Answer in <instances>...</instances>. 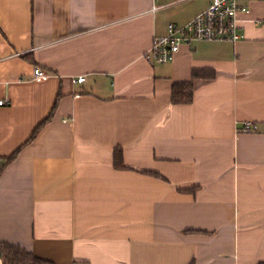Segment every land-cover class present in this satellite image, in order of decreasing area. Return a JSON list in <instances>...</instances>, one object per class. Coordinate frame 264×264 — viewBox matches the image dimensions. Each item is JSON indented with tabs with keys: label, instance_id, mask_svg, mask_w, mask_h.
I'll use <instances>...</instances> for the list:
<instances>
[{
	"label": "crops",
	"instance_id": "0c3cea01",
	"mask_svg": "<svg viewBox=\"0 0 264 264\" xmlns=\"http://www.w3.org/2000/svg\"><path fill=\"white\" fill-rule=\"evenodd\" d=\"M210 1L0 0V241L54 264L264 261V0H242L244 39L145 58Z\"/></svg>",
	"mask_w": 264,
	"mask_h": 264
},
{
	"label": "built area",
	"instance_id": "2783aa9c",
	"mask_svg": "<svg viewBox=\"0 0 264 264\" xmlns=\"http://www.w3.org/2000/svg\"><path fill=\"white\" fill-rule=\"evenodd\" d=\"M156 9L154 6L153 10ZM249 12V7L242 0H211L209 5L198 13L187 24L180 26L176 23L168 25L164 36L155 38L152 47L145 53L149 62L166 63L170 61L183 43L198 40H227L236 42L246 36L240 31L239 15ZM35 77L45 75L41 67H35ZM85 76H79L74 82H83ZM0 100V105L4 104ZM252 122H246L243 129L254 128Z\"/></svg>",
	"mask_w": 264,
	"mask_h": 264
},
{
	"label": "trees",
	"instance_id": "16d2710c",
	"mask_svg": "<svg viewBox=\"0 0 264 264\" xmlns=\"http://www.w3.org/2000/svg\"><path fill=\"white\" fill-rule=\"evenodd\" d=\"M215 76V71L212 69L202 68L196 69L193 71V75L191 79L176 81L172 84L171 89V100L173 103L181 104V103H191L193 101L194 96V86L195 79H210ZM51 113L47 118H45L35 129L32 138L36 136L38 131L52 118ZM16 156V153L7 157V161H11ZM115 167L117 169L122 170H136L125 163L122 149L118 148L115 151ZM140 172L149 173L155 175L156 177H160L162 179H166L164 175L157 171L153 170H139ZM184 191L187 192H196L195 187L184 188ZM0 248L3 253V264H54L53 261L41 258L37 256L32 251L26 249L24 246L10 243L7 241H0ZM259 264H264V261Z\"/></svg>",
	"mask_w": 264,
	"mask_h": 264
},
{
	"label": "water",
	"instance_id": "95a60500",
	"mask_svg": "<svg viewBox=\"0 0 264 264\" xmlns=\"http://www.w3.org/2000/svg\"><path fill=\"white\" fill-rule=\"evenodd\" d=\"M2 259H3V253H2V250H1V248H0V264H3V263H2Z\"/></svg>",
	"mask_w": 264,
	"mask_h": 264
}]
</instances>
